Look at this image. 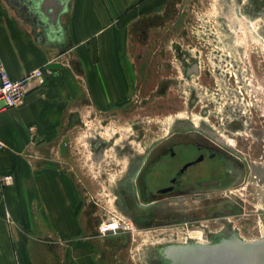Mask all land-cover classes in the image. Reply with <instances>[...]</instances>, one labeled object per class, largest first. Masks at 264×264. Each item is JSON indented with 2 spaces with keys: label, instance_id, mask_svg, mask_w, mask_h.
Wrapping results in <instances>:
<instances>
[{
  "label": "rangeland",
  "instance_id": "rangeland-1",
  "mask_svg": "<svg viewBox=\"0 0 264 264\" xmlns=\"http://www.w3.org/2000/svg\"><path fill=\"white\" fill-rule=\"evenodd\" d=\"M137 28L122 56L121 100L91 104L63 140L68 150L53 152L68 155L58 165L74 173L72 222L55 226L48 201L30 200L41 228L27 227L25 264H151L160 244L188 235L207 242L221 213L247 237L260 235V225L264 234V214L259 225L256 211L264 195H174L150 212L130 200L127 211L121 195L147 148L178 125H198L231 144L248 165L238 193L248 192L245 185L264 191V0H157ZM113 218L120 227L104 231Z\"/></svg>",
  "mask_w": 264,
  "mask_h": 264
},
{
  "label": "crops",
  "instance_id": "crops-1",
  "mask_svg": "<svg viewBox=\"0 0 264 264\" xmlns=\"http://www.w3.org/2000/svg\"><path fill=\"white\" fill-rule=\"evenodd\" d=\"M155 3L41 0L34 12L22 0H0V55L11 77L48 61L54 70L44 84H32L23 103L0 110V137L8 145L0 149V264L26 263L24 249L31 243L25 233L30 226L41 228L40 212L31 219L30 200L39 206L48 201L55 226L72 222L74 173L58 165L68 155L53 152L68 150L62 142L91 104L121 100L127 41ZM9 173L13 181L5 184Z\"/></svg>",
  "mask_w": 264,
  "mask_h": 264
},
{
  "label": "flooded vegetation",
  "instance_id": "flooded-vegetation-1",
  "mask_svg": "<svg viewBox=\"0 0 264 264\" xmlns=\"http://www.w3.org/2000/svg\"><path fill=\"white\" fill-rule=\"evenodd\" d=\"M193 69L197 71L198 65L193 66ZM179 126L170 130L164 137L147 148L146 153L143 154L146 156L143 164L132 173V178L126 181L125 185L128 191L121 195H126L124 207L127 211H131L128 200L133 203L132 206L135 209L139 208L142 211L150 212L165 205L174 195L176 197L185 195H264V191L260 190L255 194L253 189L256 187L253 185H245L244 188H247L248 192L238 193L240 187H243L241 181L249 179L248 165L241 156L233 152L231 144L219 143L217 138H212L209 132L198 125H195L196 128L186 130L180 129ZM258 179H262L261 176ZM262 189L264 190V186ZM144 197H147L146 201H144ZM260 198L262 207L258 206L256 209L259 225L260 214H264V198ZM245 200L250 204L253 203V200ZM244 204L246 205L245 202ZM235 207L237 206L235 205ZM219 217L218 221L221 223V227L215 230L208 229L207 242H214L234 234L243 240H257L264 237L261 225L260 235L247 237L228 213H221ZM167 223L169 221L156 222L155 224ZM196 239L192 235H188L185 242H200Z\"/></svg>",
  "mask_w": 264,
  "mask_h": 264
},
{
  "label": "water",
  "instance_id": "water-1",
  "mask_svg": "<svg viewBox=\"0 0 264 264\" xmlns=\"http://www.w3.org/2000/svg\"><path fill=\"white\" fill-rule=\"evenodd\" d=\"M34 12L41 0H22ZM38 13V12H37ZM151 264H264V237L243 240L238 235L214 242H170L150 251Z\"/></svg>",
  "mask_w": 264,
  "mask_h": 264
},
{
  "label": "built area",
  "instance_id": "built-area-1",
  "mask_svg": "<svg viewBox=\"0 0 264 264\" xmlns=\"http://www.w3.org/2000/svg\"><path fill=\"white\" fill-rule=\"evenodd\" d=\"M51 62L48 61L21 77L13 78L6 70L0 55V110L23 103L34 82L36 85L44 84L48 76L54 73L53 68L50 66ZM31 128L33 129L34 127L32 126ZM7 146V143L0 137V149ZM3 180L5 184L11 183L13 181L12 173L4 175ZM120 224L118 219L113 218L106 225H102V228L104 231H116L120 227Z\"/></svg>",
  "mask_w": 264,
  "mask_h": 264
}]
</instances>
